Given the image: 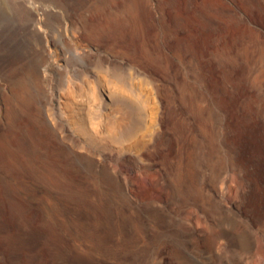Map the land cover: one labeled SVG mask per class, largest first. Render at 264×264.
<instances>
[{"label": "rangeland", "instance_id": "rangeland-1", "mask_svg": "<svg viewBox=\"0 0 264 264\" xmlns=\"http://www.w3.org/2000/svg\"><path fill=\"white\" fill-rule=\"evenodd\" d=\"M57 1L0 0V27L17 31L23 48L0 55V131L7 98L25 84L78 178L95 193L101 182L111 217L122 211L132 220L126 242L86 251L71 217L88 224L91 216L44 183L40 193L59 213L40 208L16 229L13 248H0V264H264V0H245L247 14L225 0L260 35L229 44L207 0H146L168 62L125 51L114 31L88 44L84 20L96 26L98 18L85 0ZM183 79L211 120L181 98ZM183 145L190 160L180 184Z\"/></svg>", "mask_w": 264, "mask_h": 264}, {"label": "bare ground", "instance_id": "bare-ground-1", "mask_svg": "<svg viewBox=\"0 0 264 264\" xmlns=\"http://www.w3.org/2000/svg\"><path fill=\"white\" fill-rule=\"evenodd\" d=\"M45 1H51L55 4L58 2L57 0ZM147 1L85 0L89 12L95 18H98L96 26H92L94 24L91 25L88 19L84 20L83 26L86 29L85 31H87L88 44L93 45L94 36H97L98 33L114 31L124 44L125 51L137 52L145 58L157 56L159 59L168 62V58L164 57L158 45L154 12L150 9V5L148 6ZM233 1L237 4L238 9L245 11V14H247L248 9H250L249 3H246L245 0ZM204 5L222 22L224 28L223 40L227 41V44L245 40H249L252 43L260 41V35L255 30V27L236 9H229L225 0H207ZM42 9L47 10V8ZM33 10V12H37V10ZM193 29L195 30V28ZM15 33L17 35L18 32L0 27V55L8 54V56L14 57L18 55L15 52L22 51L23 48L16 40L17 36L14 38ZM20 36L28 40L27 32L25 33L24 31ZM187 40L191 46L194 45L191 36ZM223 48L225 49V47ZM31 55L30 51L28 58ZM179 93L181 98L192 105L196 112L206 114L210 119L211 112H209L205 103L200 102L202 101L199 98L200 92H197L191 82L183 79L179 86ZM32 98V93L25 84L20 89V92L7 98L8 117L0 131V248L13 246L16 238V229L30 225L33 222V218L38 216L37 213L40 208L46 207L56 214L57 212L59 213L58 202L48 195L40 193L42 191L41 184L44 183L59 198L66 197L72 205L86 210L91 216L88 224L76 215L71 217L72 225L80 233L85 234L88 240L87 248L84 246L86 248H83L84 250L88 251L93 247H100L108 243L121 244L123 241L126 242L124 240L126 226L132 220L131 216L126 217V214H121L122 211H115V214L111 217L110 209L106 207L103 197L105 188L100 184L101 182L96 186L95 193L90 191L91 187L87 186V182L85 184L78 178L80 177L79 171L74 161L70 156H65L62 149L54 145L53 134L55 132H53L49 122L39 112H34ZM198 113L197 115H199ZM201 122L203 121L201 120ZM186 151L187 147L183 145L179 153L180 157L177 160L176 167L178 172L176 175L179 183L184 181V167L188 165L190 160V155ZM83 154H73L72 158H83ZM101 173L102 177L104 176L109 181L115 179V176H112L108 169H102ZM56 221L61 225H65L66 222L64 218L58 215ZM47 247L48 245L42 248V256L48 254L49 248Z\"/></svg>", "mask_w": 264, "mask_h": 264}]
</instances>
